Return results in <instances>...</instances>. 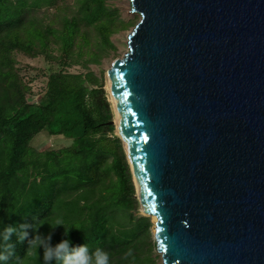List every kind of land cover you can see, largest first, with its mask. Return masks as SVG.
<instances>
[{"label": "water", "instance_id": "water-1", "mask_svg": "<svg viewBox=\"0 0 264 264\" xmlns=\"http://www.w3.org/2000/svg\"><path fill=\"white\" fill-rule=\"evenodd\" d=\"M128 3L109 125L162 264H264V0Z\"/></svg>", "mask_w": 264, "mask_h": 264}, {"label": "trees", "instance_id": "trees-1", "mask_svg": "<svg viewBox=\"0 0 264 264\" xmlns=\"http://www.w3.org/2000/svg\"><path fill=\"white\" fill-rule=\"evenodd\" d=\"M112 1L74 0L75 12L68 0H0V252L5 227L17 228L14 255L0 264H66L83 244L89 264L106 252L109 264H159L123 140L109 125L115 116L100 67L117 52L112 37L128 28ZM18 55L55 68L44 90L20 76ZM76 67L78 75L67 73ZM44 135L67 147L35 148ZM56 219L63 226L53 229Z\"/></svg>", "mask_w": 264, "mask_h": 264}, {"label": "rangeland", "instance_id": "rangeland-1", "mask_svg": "<svg viewBox=\"0 0 264 264\" xmlns=\"http://www.w3.org/2000/svg\"><path fill=\"white\" fill-rule=\"evenodd\" d=\"M69 3L73 6L74 0H68V8L71 11H77V8L74 9V7H69ZM112 8L118 9L120 11L121 20L124 22V26L128 27L127 29H124L120 33L116 34L112 37V42L117 48L116 53H110L106 59L102 60L101 64V70L103 71V77H104V91L107 94V99L111 103L112 99L110 97V83H109V72L112 68V65L117 60L121 59L127 52V36L131 32V30L134 28L133 26L136 25V23L139 22V17L135 15L134 17L129 16V9L130 5L128 3V0H114L111 3H109ZM131 10V9H130ZM45 11V9H44ZM17 62H18V70L21 77H23L25 82H28L33 87V90L35 93H39L42 90L46 88L47 82L50 77L51 70H54L55 68L50 67L49 64L46 63V61L42 58H37L34 60L25 58L23 56L18 55L17 56ZM96 75L99 77L100 73L98 71V68H94ZM80 72L79 67L70 69L67 71L70 75H78ZM112 104V103H111ZM112 110L115 115L114 108L112 106ZM118 135H120V131L118 130V127H115ZM34 147L40 149L41 151H50V150H60L62 148L67 147V142H65L61 138H50L47 135L41 136L39 140L34 143ZM140 217L148 218L144 215L143 211L139 210ZM150 222L152 224V227L150 229L152 240L155 241V222L153 219L149 218ZM153 254L156 257H159V264H162L161 262V256L157 253V251H153Z\"/></svg>", "mask_w": 264, "mask_h": 264}, {"label": "clouds", "instance_id": "clouds-1", "mask_svg": "<svg viewBox=\"0 0 264 264\" xmlns=\"http://www.w3.org/2000/svg\"><path fill=\"white\" fill-rule=\"evenodd\" d=\"M50 226L53 229H55L58 226H63V221L61 219H56L55 223L50 224ZM26 227H28V225H20V228H26ZM16 232H17V228L13 225H8L7 227H5V229H4V242L5 243L3 246L5 248V252H0V260L7 261L10 259V257L12 255H14V245L9 243V241L11 240V236ZM68 232H69V230L65 229V236L68 235ZM27 237H28V233L26 231L21 232L18 236V241L20 243H23L27 239ZM48 238L50 240L51 235H49ZM35 239H36V237H33L32 240L28 241L29 251H31V249L34 248ZM68 243H69V241L67 239L61 240V242L57 245V247L60 249H63L66 247V245H68ZM87 251H88V246L86 244L79 245L78 250L75 253V255L67 258L66 264H89V259H88V257L85 256V253ZM97 251H99V249H97ZM127 255H131V250H129V252L126 253V256ZM43 256H44L45 261H47L49 259L48 250L44 251ZM109 257H110L109 253H107V252L104 253L103 257L98 259L97 264H109Z\"/></svg>", "mask_w": 264, "mask_h": 264}, {"label": "bare ground", "instance_id": "bare-ground-1", "mask_svg": "<svg viewBox=\"0 0 264 264\" xmlns=\"http://www.w3.org/2000/svg\"><path fill=\"white\" fill-rule=\"evenodd\" d=\"M131 13V10L129 9V16H131V17H134L136 14H130ZM127 44V43H126ZM109 91H111L110 90V87H109ZM111 93V92H110ZM117 127H118V130L121 132V129H120V126H118V124H117ZM151 219H153V221L156 223V219L154 218V217H151Z\"/></svg>", "mask_w": 264, "mask_h": 264}, {"label": "snow or ice", "instance_id": "snow-or-ice-1", "mask_svg": "<svg viewBox=\"0 0 264 264\" xmlns=\"http://www.w3.org/2000/svg\"><path fill=\"white\" fill-rule=\"evenodd\" d=\"M155 209L153 208V211H154Z\"/></svg>", "mask_w": 264, "mask_h": 264}]
</instances>
